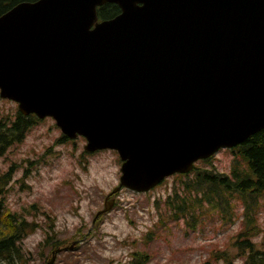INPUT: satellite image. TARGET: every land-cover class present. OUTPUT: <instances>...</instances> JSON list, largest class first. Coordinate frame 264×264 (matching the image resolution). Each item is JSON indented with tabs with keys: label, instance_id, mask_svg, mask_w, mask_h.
<instances>
[{
	"label": "water",
	"instance_id": "water-1",
	"mask_svg": "<svg viewBox=\"0 0 264 264\" xmlns=\"http://www.w3.org/2000/svg\"><path fill=\"white\" fill-rule=\"evenodd\" d=\"M106 3L121 13L99 21ZM0 96L116 150L111 194L147 192L264 130V0L19 3L0 16Z\"/></svg>",
	"mask_w": 264,
	"mask_h": 264
},
{
	"label": "rangeland",
	"instance_id": "rangeland-1",
	"mask_svg": "<svg viewBox=\"0 0 264 264\" xmlns=\"http://www.w3.org/2000/svg\"><path fill=\"white\" fill-rule=\"evenodd\" d=\"M16 108L17 103L0 97L1 112L14 114ZM61 136L53 118L43 119L0 157V175L13 168L5 186L8 191L0 193L1 207L26 213L35 204L33 215H26L36 225L22 243L31 251L30 264H46L53 251L43 249L48 234L65 248L55 264H119L139 251L149 254L148 264H228L214 261L213 252L227 249L232 256L238 253L233 243L242 216L226 225L218 212L205 209L196 228L188 227L183 219L161 217L155 201L166 198L175 175L147 193L123 188L109 194L120 183L119 154L110 149L90 153L85 150V138L58 142ZM233 157L232 151L222 149L214 163L229 173ZM114 196L118 205L112 203ZM107 201L111 209L98 215ZM237 210L242 213L243 205ZM258 224L260 230L253 240L264 250V198Z\"/></svg>",
	"mask_w": 264,
	"mask_h": 264
},
{
	"label": "trees",
	"instance_id": "trees-1",
	"mask_svg": "<svg viewBox=\"0 0 264 264\" xmlns=\"http://www.w3.org/2000/svg\"><path fill=\"white\" fill-rule=\"evenodd\" d=\"M37 0H0V16L22 2ZM121 8L115 3L98 7L99 20L113 18L120 14ZM43 120L36 115H24L18 108L14 114L0 111V157L9 146L21 143L34 125ZM58 142H71L64 134ZM234 153L229 173L220 171L214 163L215 156L198 161L192 172L176 174L172 188L165 199L155 201L160 216L174 220L183 219L190 228H196L205 209L218 212L224 224H235L242 216V227L236 234L233 246L235 256L227 249L213 252L214 261L224 260L228 264H264V250L258 249L253 238L260 230L258 214L260 201L264 198V130L250 137L245 143L228 149ZM11 170L0 175V193L8 191ZM243 205V212L237 208ZM35 204L24 212H15L9 206L0 204V264H30L31 251L23 248V240L33 231L35 223L28 221L33 215ZM27 214V215H26ZM47 247L54 250L63 244L54 236L46 237ZM241 260V262H237ZM149 254L135 252L125 263L148 264ZM204 264H212L206 261Z\"/></svg>",
	"mask_w": 264,
	"mask_h": 264
},
{
	"label": "flooded vegetation",
	"instance_id": "flooded-vegetation-1",
	"mask_svg": "<svg viewBox=\"0 0 264 264\" xmlns=\"http://www.w3.org/2000/svg\"><path fill=\"white\" fill-rule=\"evenodd\" d=\"M114 197H115V196H114ZM115 198H116V197H115ZM116 200H117V198H116ZM52 253H53V251L48 255V259H47V261H46V264H48L50 257L53 255Z\"/></svg>",
	"mask_w": 264,
	"mask_h": 264
}]
</instances>
